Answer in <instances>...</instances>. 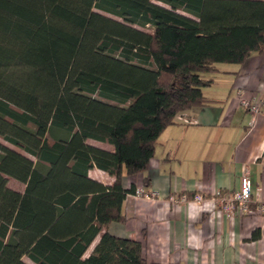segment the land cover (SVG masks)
<instances>
[{
    "label": "trees",
    "instance_id": "16d2710c",
    "mask_svg": "<svg viewBox=\"0 0 264 264\" xmlns=\"http://www.w3.org/2000/svg\"><path fill=\"white\" fill-rule=\"evenodd\" d=\"M256 52L264 0H0V264H152L108 231L136 192L124 177L210 104L206 74Z\"/></svg>",
    "mask_w": 264,
    "mask_h": 264
},
{
    "label": "crops",
    "instance_id": "0c3cea01",
    "mask_svg": "<svg viewBox=\"0 0 264 264\" xmlns=\"http://www.w3.org/2000/svg\"><path fill=\"white\" fill-rule=\"evenodd\" d=\"M218 70L206 77L212 84L203 89L210 104L183 113L191 123L176 122L162 133L149 169L124 177L126 190L134 187L155 196L128 194L122 207L125 221L112 223L108 231L141 242L149 263L264 264V216L217 214L212 201L216 192L238 191L245 175L253 194L251 211L264 201V111L254 116L236 99L244 90L264 103V52ZM87 142L114 152L111 144ZM89 177L107 186L115 182L98 168ZM198 193L205 206L195 201ZM182 196L186 202L170 199Z\"/></svg>",
    "mask_w": 264,
    "mask_h": 264
},
{
    "label": "built area",
    "instance_id": "2783aa9c",
    "mask_svg": "<svg viewBox=\"0 0 264 264\" xmlns=\"http://www.w3.org/2000/svg\"><path fill=\"white\" fill-rule=\"evenodd\" d=\"M236 99L241 107L250 111L254 116L260 115L264 111L263 101L257 96H250L244 90H240L237 92ZM175 121L183 124L191 123V121L186 118L184 114L177 115ZM134 194L136 197L146 198H153L155 196V194L146 193L142 189L136 190ZM170 199L174 203L187 201L185 196H182L179 200L176 197H171ZM195 201L204 205V197L202 193H198L195 195ZM212 201L215 203L217 214H224L228 217L242 214H256V216H264V201L259 204L256 212H253L250 209V204L253 202V194L247 175L243 177L241 181V187L238 191L225 196H222L219 192H216Z\"/></svg>",
    "mask_w": 264,
    "mask_h": 264
},
{
    "label": "rangeland",
    "instance_id": "374dc122",
    "mask_svg": "<svg viewBox=\"0 0 264 264\" xmlns=\"http://www.w3.org/2000/svg\"><path fill=\"white\" fill-rule=\"evenodd\" d=\"M154 2L157 3V4H159V5H162V6L168 8V6L165 5V4H162V3L158 2V1H154ZM180 13H182V12H180ZM182 14H183V13H182ZM136 28H138V29H140V30H143V31H145V32H148V33H151V32H152L151 29H150L149 27H148V28H140V27L137 26ZM226 65H227V64H219V65H217V67H223V66H226ZM214 75H215V73H214V74H213V73H208V74H206V77H211V76H214ZM0 142L3 143V144H5V145H7V146H9V144H8L7 142L3 141L2 139H0ZM9 147H12V146H9ZM30 158L33 159V160H35L33 157H30ZM8 186H9V188H11L12 190L18 191V192H20V193H23V192L25 191V185H24L23 183H20V182L14 180V179H9ZM95 245H96V244L94 243V244L90 247V249H89L87 255H89V254L93 251ZM24 260H25V262H26L27 264H34V263H32L28 258H24Z\"/></svg>",
    "mask_w": 264,
    "mask_h": 264
}]
</instances>
